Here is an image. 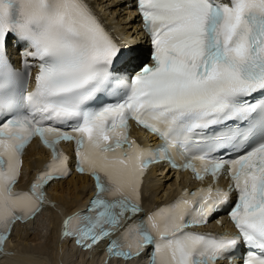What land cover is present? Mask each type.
I'll return each mask as SVG.
<instances>
[{
	"label": "snow or ice",
	"instance_id": "1",
	"mask_svg": "<svg viewBox=\"0 0 264 264\" xmlns=\"http://www.w3.org/2000/svg\"><path fill=\"white\" fill-rule=\"evenodd\" d=\"M135 3L150 65L87 0H0V255L14 225L41 211L45 186L71 174L65 142L75 171L95 181L87 210L63 222L78 247L107 241L110 258L148 252L150 264H264V0ZM129 121L159 146L140 148ZM33 138L51 161L29 191L15 192ZM161 163L200 181L226 173L231 183L185 190L141 217L145 171ZM222 213L235 234L188 231Z\"/></svg>",
	"mask_w": 264,
	"mask_h": 264
},
{
	"label": "bare ground",
	"instance_id": "2",
	"mask_svg": "<svg viewBox=\"0 0 264 264\" xmlns=\"http://www.w3.org/2000/svg\"><path fill=\"white\" fill-rule=\"evenodd\" d=\"M106 24L118 29L139 46L146 55L144 36L138 30V20L128 0H92ZM46 153L35 143L24 156V176L31 179L35 167H40ZM23 183V178L20 180ZM187 177L177 176L166 169H152L144 186L143 204L146 208L172 196L179 186H186ZM92 182L86 176L72 175L66 180L53 182L48 187L50 203L33 219L22 225H15L5 255L0 264H117L99 259L102 246L85 252L75 251L62 238V222L66 214L86 204L92 196Z\"/></svg>",
	"mask_w": 264,
	"mask_h": 264
}]
</instances>
